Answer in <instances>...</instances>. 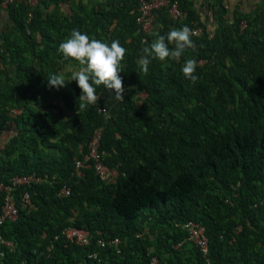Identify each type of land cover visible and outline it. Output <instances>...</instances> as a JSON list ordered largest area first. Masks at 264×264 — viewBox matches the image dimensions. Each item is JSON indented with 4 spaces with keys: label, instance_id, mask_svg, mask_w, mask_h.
Masks as SVG:
<instances>
[{
    "label": "trees",
    "instance_id": "16d2710c",
    "mask_svg": "<svg viewBox=\"0 0 264 264\" xmlns=\"http://www.w3.org/2000/svg\"><path fill=\"white\" fill-rule=\"evenodd\" d=\"M141 1L97 0L85 18L82 0L70 2V23L42 19L37 10L28 19L23 5L5 9L11 25L0 34V140L12 135L0 148V183L44 174L55 181L16 191H28L35 209L19 208L15 221L0 225V237L13 245H0V264H264V0L261 12L231 23L216 0L212 37L187 0H177L180 20L165 7L155 13L157 33L141 32ZM114 22L110 38L101 39ZM195 24L203 33L191 36L194 47L179 62L152 59L147 74L139 70L145 42ZM73 30L126 49L124 99L110 120L98 112L100 100L77 113L78 85L61 93L68 120L31 108L53 90L49 76L70 63L59 46ZM187 59L197 62L195 83L181 72ZM97 129L99 151L111 154L104 163L117 172L113 184L93 169L74 176V161ZM63 186L70 193L59 197ZM187 222L204 227L206 256L174 229ZM69 226L89 232L87 247L65 239ZM99 239L121 243L100 248Z\"/></svg>",
    "mask_w": 264,
    "mask_h": 264
},
{
    "label": "built area",
    "instance_id": "2783aa9c",
    "mask_svg": "<svg viewBox=\"0 0 264 264\" xmlns=\"http://www.w3.org/2000/svg\"><path fill=\"white\" fill-rule=\"evenodd\" d=\"M11 5H23L27 7L29 10L27 16L28 19H31L33 11L38 6V2L37 0H0V6L4 9ZM165 7H168V13L174 21L182 18L183 14L178 8L177 0H142L136 18V23L138 24L140 31L145 34L150 33L155 23V13ZM194 26L195 27L192 29L193 36H200L203 33V30L196 26V24ZM97 96L100 99V96ZM98 112L104 116L105 120L111 119L112 113L110 109L101 107ZM18 113L19 112L14 111L13 116ZM101 132L102 129H97L94 132L92 140L87 146V153L83 154L79 151L80 156L74 161V176L81 178L85 170L93 169L95 175L98 176L101 182L104 184H113L117 178V172L115 169L110 168L104 163V158L110 157L111 154L106 151H99ZM54 181L55 177H50L49 175L44 174L42 176H15L10 179L9 184L0 183V195H2L0 225L5 221H15L20 209L29 211L35 209L29 192L25 191L16 195L18 189H22L26 185L52 184ZM69 193L70 189L63 186L57 193V196L66 197ZM174 229L185 231L189 242L197 247L203 256L207 255L208 239L205 235V229L203 226L194 222H187L185 224H174ZM62 235L68 242L74 243L79 247H87L90 243V234L85 229L69 226L62 231ZM120 243L119 239H114L112 241H105L103 239L97 240V245L100 248H104L108 245L118 248ZM0 245L10 248L11 250L13 248L12 243L4 241L1 237ZM117 253H119V251ZM89 258L96 259L97 254L92 253ZM150 264H157V261L152 259ZM207 264L209 263L207 262Z\"/></svg>",
    "mask_w": 264,
    "mask_h": 264
},
{
    "label": "clouds",
    "instance_id": "9594fccd",
    "mask_svg": "<svg viewBox=\"0 0 264 264\" xmlns=\"http://www.w3.org/2000/svg\"><path fill=\"white\" fill-rule=\"evenodd\" d=\"M192 35V30L185 25L171 29L166 35L158 36L150 46L142 48V55L137 60L139 70L147 74L152 59L164 61L170 58L179 62L185 50L194 47ZM169 45L173 47L170 48ZM59 51L65 58H72L83 66L79 71L72 73L68 80L76 81L82 91L77 103L78 114L98 101L94 85H103L114 94L117 101H123L124 86L120 68L126 49L121 46L119 40H113L109 46L97 39L90 40L88 35L73 30L70 38L60 44ZM196 67L197 62L194 59H187L181 66L184 78L195 83ZM47 80L49 87L59 88L66 83L62 74H52Z\"/></svg>",
    "mask_w": 264,
    "mask_h": 264
},
{
    "label": "crops",
    "instance_id": "0c3cea01",
    "mask_svg": "<svg viewBox=\"0 0 264 264\" xmlns=\"http://www.w3.org/2000/svg\"><path fill=\"white\" fill-rule=\"evenodd\" d=\"M78 0H68V3H65L61 0H37L38 6L35 10L40 14L42 19L51 18L53 20L64 21L67 18L68 22L71 21V4L70 2L77 3ZM93 3H91V2ZM106 1V0H100ZM189 4V9H191L197 18V20L203 24L206 31L210 37L214 36L219 27V20L216 15L217 7L216 0H187ZM83 4L86 6V11L81 14V18H85V15H93L97 8L93 7L96 4V1L92 0H82ZM70 5V6H69ZM222 5L225 8V15L223 20L231 23L234 17L238 16H248L252 17L258 12L262 10V0H222ZM11 25V22L8 20V15L6 10L0 6V34L4 30H6ZM116 27V23L114 22L109 26V29L106 33L101 35V39H108L111 36V32ZM159 29V24L156 23L152 27L150 33L148 34H156ZM66 31V30H65ZM69 31H66V33ZM100 31L98 30L97 33ZM101 34V32H100ZM67 39V38H66ZM108 41V40H107ZM107 41H103L107 43ZM150 46V41L145 43L144 47ZM70 63L63 67L59 74H62L66 80L64 86L59 88L54 87L53 90L48 94V96L41 101L38 105H32L31 108L35 112L43 113L48 112L55 118H62L64 120H68L72 115L67 108L66 102L62 99L61 93H70L74 90V86L77 85L76 81H68L71 78L72 73L79 71L81 66L78 61L74 59H70ZM201 64V63H199ZM101 107L110 109L111 113L113 109H115L121 101H117L114 98V94L108 91L106 88L104 93L100 95ZM56 104V105H55ZM55 110H61L63 114H66V117L59 115ZM70 116V117H69ZM12 135V130L10 129L9 133H5V135L1 136L0 140V148H4V145L8 142L10 136Z\"/></svg>",
    "mask_w": 264,
    "mask_h": 264
},
{
    "label": "rangeland",
    "instance_id": "374dc122",
    "mask_svg": "<svg viewBox=\"0 0 264 264\" xmlns=\"http://www.w3.org/2000/svg\"><path fill=\"white\" fill-rule=\"evenodd\" d=\"M0 68H1V67H0ZM55 105H56V104H55ZM55 111L58 112L59 115L66 117V114H63L61 110H55ZM69 117H70V116H69Z\"/></svg>",
    "mask_w": 264,
    "mask_h": 264
}]
</instances>
